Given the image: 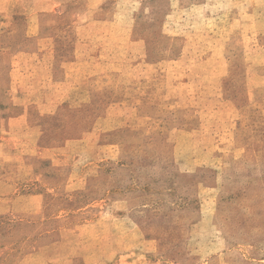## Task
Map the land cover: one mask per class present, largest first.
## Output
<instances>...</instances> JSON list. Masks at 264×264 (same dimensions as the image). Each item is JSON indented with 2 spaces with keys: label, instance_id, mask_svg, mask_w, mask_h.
Wrapping results in <instances>:
<instances>
[{
  "label": "rangeland",
  "instance_id": "rangeland-1",
  "mask_svg": "<svg viewBox=\"0 0 264 264\" xmlns=\"http://www.w3.org/2000/svg\"><path fill=\"white\" fill-rule=\"evenodd\" d=\"M0 264H264V0H0Z\"/></svg>",
  "mask_w": 264,
  "mask_h": 264
}]
</instances>
